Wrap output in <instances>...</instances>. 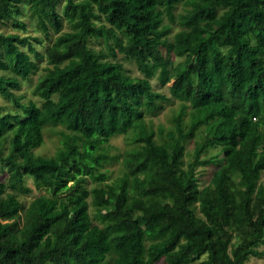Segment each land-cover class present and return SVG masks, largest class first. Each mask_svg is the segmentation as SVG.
Segmentation results:
<instances>
[{"label": "trees", "instance_id": "trees-1", "mask_svg": "<svg viewBox=\"0 0 264 264\" xmlns=\"http://www.w3.org/2000/svg\"><path fill=\"white\" fill-rule=\"evenodd\" d=\"M22 2L47 40L52 30L58 35L46 50L51 68L36 83L40 106L17 94L38 70L30 53L39 39L0 33V96L17 108L0 107V166L8 173L0 180V264H247L263 257L264 0H0V23L25 30L16 18ZM173 25L181 29L170 52L184 62L170 69L161 47ZM91 38L106 50L91 49ZM119 54L143 77L132 78ZM156 77L163 86L173 82L169 95L153 89ZM174 99L182 105L171 127L155 129L146 118ZM57 126L70 132L57 154L36 155L44 130ZM129 134L134 147L124 171L109 181L103 169L118 157L102 146ZM211 148L220 152L206 158ZM210 164L217 170L201 187L198 169ZM26 176L45 191L28 205L19 197L32 193Z\"/></svg>", "mask_w": 264, "mask_h": 264}, {"label": "rangeland", "instance_id": "rangeland-1", "mask_svg": "<svg viewBox=\"0 0 264 264\" xmlns=\"http://www.w3.org/2000/svg\"><path fill=\"white\" fill-rule=\"evenodd\" d=\"M65 1H62L57 6V11L63 15V28L61 32L70 30V25L67 22L66 18L64 17V8H65ZM20 8L22 11V14L19 16H16L17 20L21 21L25 24L26 28L18 29L15 26V23L10 21L5 24L0 23V33L4 34H20L21 37H32L39 39V42L33 41V45L36 49L35 53H30L28 45L21 46V49L25 52L30 53L32 59L36 61L38 65V70L36 73L32 76V82L29 83H22V89L17 92L18 95L24 96L23 103H28L29 101H35L38 105H42L43 100H41L39 97H36L35 95L38 93V90L36 89V83L38 80L48 74L47 68H51V66L48 64L46 59V50L48 46L55 40L58 34L54 33L52 30V36L49 40H47L44 36V33L39 29L38 23L36 19L32 18L29 11V6L22 2L20 4ZM183 6L179 5L176 9V13L182 12ZM104 23L105 21H98L97 24L100 25L101 23ZM106 23V22H105ZM163 24H169V21L167 18L164 19ZM181 28L177 25L172 26V32L167 36L168 44L166 46L161 47V50L163 51V54L165 57L170 58L171 64L170 69H174L178 66H180L184 59H179L175 57L174 54L170 52V45L173 41V36L176 34ZM164 39V38H163ZM89 46L91 49L101 52L105 51L106 47L104 45V42L102 39H96L91 38L89 40ZM111 60V59H110ZM118 61L122 62L128 72V74L132 78H139L143 77V74L138 70L137 65L134 60L127 59L124 55L119 54L118 55ZM0 74H4V72L0 71ZM153 89L155 91L164 93L166 95H169V86H172L173 82L168 84L167 86H163L158 79V77L151 80ZM182 103L178 100H172V102L164 103V109L159 110L156 114L148 116L146 119L149 123H152L157 129V127L162 124L166 126V128H170V120L173 114H176ZM0 107L3 109V113L11 112L15 113L17 111V108L15 107L14 103L11 100L4 99L0 96ZM186 121L189 120L188 116L185 117ZM70 133L62 126L57 127H48L44 130V142L43 144L36 149H33V152L36 155H42L47 157H53L57 154V151L62 147L61 140H62V133ZM132 134L129 135H121L111 138V140L104 144L102 147L107 151L108 154L112 156L118 157L117 160H114L112 163L106 164L104 167V171H106L109 175V181H113L120 175H122V172L124 171V164H123V158L125 157V152L131 148L134 147L132 142H130ZM11 137V136H8ZM200 134L196 138H199ZM196 139H190L187 141L186 144V156L184 158L185 163H189L192 161V154L194 151V143ZM158 142H160V139H158ZM10 144L9 142L4 143V151L7 155L9 153ZM219 149L211 148L208 150V152L205 154L206 158H209L211 155H215L219 153ZM217 170V164H210L208 166H202L198 169V174L200 177V186L205 187L207 186L211 178L213 176L214 171ZM8 179V173H7V167L2 165L0 166V180L7 181ZM108 181V182H109ZM260 183L264 185V172L261 175ZM26 184L32 189V193L28 195H20V200L24 202L26 205H28L35 197L40 196L45 193L44 190L38 191L34 185V180L31 176H26ZM72 184V183H70ZM98 185V183H89V188H92L93 186ZM92 213V211H91ZM11 221L5 222L10 223ZM23 225V219H21L20 227ZM237 239H234V242ZM260 251H264V245L259 246ZM158 264H164V262H160ZM247 264H264V256L255 258L252 257L247 262Z\"/></svg>", "mask_w": 264, "mask_h": 264}]
</instances>
